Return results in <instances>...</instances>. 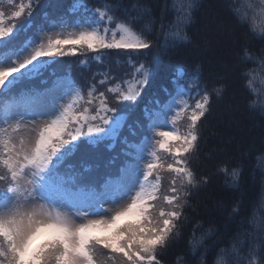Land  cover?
I'll list each match as a JSON object with an SVG mask.
<instances>
[{
    "label": "snow or ice",
    "instance_id": "obj_1",
    "mask_svg": "<svg viewBox=\"0 0 264 264\" xmlns=\"http://www.w3.org/2000/svg\"><path fill=\"white\" fill-rule=\"evenodd\" d=\"M197 7L196 0L180 5L178 23L165 29L169 48L188 40L184 28ZM252 7L264 17V0ZM44 8L52 11L37 24L33 13ZM233 14L240 24L248 22L247 15ZM22 17L27 19L17 24ZM150 17L139 0L130 8L123 0L94 7L90 0H73L67 8L63 0H0V264H161L159 255L180 235L192 190L208 183L192 167L202 121L224 89L201 88L198 75L178 68L171 90L129 122L122 113L135 112L153 79L138 62L153 48ZM249 32L264 41V25L249 26ZM113 53L138 62L130 79L118 82L110 71H97L85 92L70 76L46 75L59 57L79 54L84 72L91 70L90 60ZM237 55L240 64L264 71V48L256 55L244 45ZM255 74L248 69L242 79L252 97L249 108L264 113ZM101 145L120 151L106 157ZM258 160L264 167V152ZM219 171L238 185L239 168ZM247 235L246 247L234 239L220 249L216 264H264V226L260 235ZM38 237L43 243L33 247Z\"/></svg>",
    "mask_w": 264,
    "mask_h": 264
},
{
    "label": "trees",
    "instance_id": "obj_2",
    "mask_svg": "<svg viewBox=\"0 0 264 264\" xmlns=\"http://www.w3.org/2000/svg\"><path fill=\"white\" fill-rule=\"evenodd\" d=\"M15 2L26 3L27 0ZM72 2L63 0L64 8ZM102 2L90 0V6ZM135 2L123 0L129 8ZM185 2L139 0L150 10V18L155 21L149 37L153 39L151 54L146 59L141 56L138 61L149 67L153 79L136 102L135 112L122 114L128 117L129 122L141 117L145 108H151L156 99L165 96L164 89L171 90V80L178 68L198 75L201 88L206 85L211 91L214 86H223L222 96H213L211 111L202 121L199 151L192 160L196 174L207 176L208 183L192 190L180 235L159 255L161 264H216L220 249L229 248L234 239H239L246 247L249 243L247 234L260 235L261 226H264V167L258 160L264 152V113L249 108L248 102L252 97L242 79L243 72L256 69L254 87L264 96V71L259 64H240L237 55L244 45H248L256 55L264 48V41L253 39L249 32V26L259 30L264 25V17L256 15L253 10L252 5L258 0H196L198 7L193 21L184 28L188 40L169 48L165 41V29H174L179 20L180 5ZM3 10L10 13L12 9L5 4ZM51 11L44 8L39 13H33L32 18L38 24L44 13ZM234 12L247 15L248 22L240 24ZM25 19L27 17H22L17 24ZM161 25L165 28L162 29ZM31 31L29 29L27 35H31ZM57 59L60 63L50 68L46 75L56 71L59 75L70 76L85 92L97 71H110L119 82L130 79L131 65L138 63L135 59L129 62L123 54L113 53L100 61L90 60L87 67L91 70L82 72L85 66L79 61L84 57L79 54ZM100 78L97 77V81ZM191 96L190 102L194 103L195 89ZM114 106L118 112L122 108V105ZM177 126L183 130L184 121H179ZM122 131L124 135L128 134L126 129ZM99 149L106 157L120 151L119 146L107 149L101 145ZM74 155L79 159V154ZM225 165L240 169L238 185L227 181L219 171ZM162 183L167 186L166 176ZM233 208H237V213H233ZM194 240L201 243L194 247Z\"/></svg>",
    "mask_w": 264,
    "mask_h": 264
},
{
    "label": "rangeland",
    "instance_id": "obj_3",
    "mask_svg": "<svg viewBox=\"0 0 264 264\" xmlns=\"http://www.w3.org/2000/svg\"><path fill=\"white\" fill-rule=\"evenodd\" d=\"M39 238H41V237H38L36 240H38Z\"/></svg>",
    "mask_w": 264,
    "mask_h": 264
}]
</instances>
